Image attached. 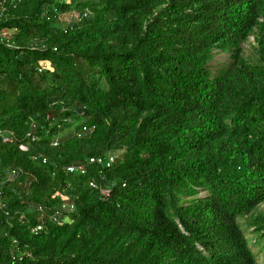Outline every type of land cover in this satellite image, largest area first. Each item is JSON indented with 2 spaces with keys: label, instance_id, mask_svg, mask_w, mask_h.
<instances>
[{
  "label": "trees",
  "instance_id": "1",
  "mask_svg": "<svg viewBox=\"0 0 264 264\" xmlns=\"http://www.w3.org/2000/svg\"><path fill=\"white\" fill-rule=\"evenodd\" d=\"M0 128V264H264V0H0Z\"/></svg>",
  "mask_w": 264,
  "mask_h": 264
},
{
  "label": "built area",
  "instance_id": "2",
  "mask_svg": "<svg viewBox=\"0 0 264 264\" xmlns=\"http://www.w3.org/2000/svg\"><path fill=\"white\" fill-rule=\"evenodd\" d=\"M85 129V127H83V130ZM0 140L3 142H11L14 141V138L11 134V132L9 130L0 128ZM53 144L56 143V137L53 138L52 141ZM19 147L21 149H26V145L25 144H19ZM31 158L33 160H41L44 161V157L39 156L38 154H31ZM114 160V156L111 152L107 151L103 154L100 155H89L87 156L83 161L80 162H74V163H69L65 166V170L68 172H76V173H85L87 171V167L91 164H97V165H105V166H109ZM13 171V170H11ZM101 178H103L101 176ZM89 185L96 187L98 189V191L103 194L106 195L107 194V186L103 185L100 181L95 180V179H90L88 181ZM1 194V192H0ZM60 208L62 210H71L73 208V204L71 201H62L60 203ZM36 210L38 212V216L42 217L44 216V209L41 205H37L36 206ZM54 213H50L48 215V218H52L53 220L56 221H63L64 219L59 218L58 216L56 217L55 215H53ZM41 228V222H35L33 229H40Z\"/></svg>",
  "mask_w": 264,
  "mask_h": 264
},
{
  "label": "rangeland",
  "instance_id": "3",
  "mask_svg": "<svg viewBox=\"0 0 264 264\" xmlns=\"http://www.w3.org/2000/svg\"><path fill=\"white\" fill-rule=\"evenodd\" d=\"M69 16H75V12L71 11V12H64L60 14V19H62L63 21L67 20L69 18ZM3 33L6 34L5 31H2ZM10 32V30L8 31V33ZM257 29L254 28L239 44L238 46L235 48L236 50V54L237 56H240L241 58H243L244 60L247 61H251L254 59V57L256 56V49L258 47V42H257V37L258 35L256 34ZM228 52H219L216 55H214V58L212 60V68L214 70V68L217 66L218 62H223L226 61L229 56H228ZM78 120H70L68 122V124L63 128V130H61L59 132L58 135H63L67 132H70L73 130V127L75 124H77ZM120 148H112L109 150V152H111L114 156V160L113 162L119 157L120 155ZM112 162V163H113ZM29 210H31V207H28ZM264 210V201L260 202L257 206H255L251 212V214H254L258 211H262ZM53 215H55L56 217L58 216L61 219H64L67 217L65 212H60L57 211L55 212ZM258 259L260 258V256L257 257Z\"/></svg>",
  "mask_w": 264,
  "mask_h": 264
}]
</instances>
